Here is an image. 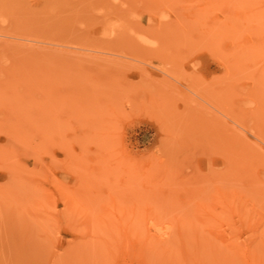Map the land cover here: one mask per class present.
<instances>
[{
  "label": "rangeland",
  "instance_id": "rangeland-1",
  "mask_svg": "<svg viewBox=\"0 0 264 264\" xmlns=\"http://www.w3.org/2000/svg\"><path fill=\"white\" fill-rule=\"evenodd\" d=\"M263 128L264 0H0V264H264Z\"/></svg>",
  "mask_w": 264,
  "mask_h": 264
},
{
  "label": "bare ground",
  "instance_id": "bare-ground-1",
  "mask_svg": "<svg viewBox=\"0 0 264 264\" xmlns=\"http://www.w3.org/2000/svg\"><path fill=\"white\" fill-rule=\"evenodd\" d=\"M124 23H121L122 27L124 28L123 26ZM120 23H118L116 20H112V21H109L108 22V25H107V28L104 30V34L105 35H114L115 33H117V31H120V28L121 27ZM123 30V29H122ZM125 30V29H124ZM131 31V30H130ZM115 36V35H114ZM50 45V44H49ZM264 129V128H263ZM50 152V151H49ZM27 197V196H26ZM128 233V232H127ZM126 233V234H127Z\"/></svg>",
  "mask_w": 264,
  "mask_h": 264
}]
</instances>
